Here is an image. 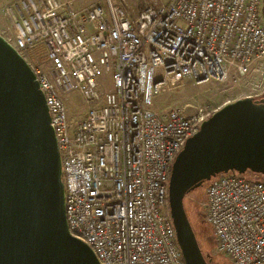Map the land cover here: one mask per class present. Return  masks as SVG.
Segmentation results:
<instances>
[{
	"label": "built area",
	"instance_id": "1",
	"mask_svg": "<svg viewBox=\"0 0 264 264\" xmlns=\"http://www.w3.org/2000/svg\"><path fill=\"white\" fill-rule=\"evenodd\" d=\"M262 0H15L2 37L44 95L54 132L69 234L99 264H185L170 217L172 164L207 120L202 111L157 113L168 82L223 80L264 64ZM85 113L70 121L64 96ZM215 252L230 264H264V181L220 173L206 186Z\"/></svg>",
	"mask_w": 264,
	"mask_h": 264
},
{
	"label": "water",
	"instance_id": "2",
	"mask_svg": "<svg viewBox=\"0 0 264 264\" xmlns=\"http://www.w3.org/2000/svg\"><path fill=\"white\" fill-rule=\"evenodd\" d=\"M264 176V99L244 98L204 121L177 154L170 217L185 264H209L184 207L220 173ZM0 264H99L68 231L61 162L44 95L0 35Z\"/></svg>",
	"mask_w": 264,
	"mask_h": 264
},
{
	"label": "rangeland",
	"instance_id": "3",
	"mask_svg": "<svg viewBox=\"0 0 264 264\" xmlns=\"http://www.w3.org/2000/svg\"><path fill=\"white\" fill-rule=\"evenodd\" d=\"M15 0H0V35L9 36V24L3 15V9L8 3ZM103 0H76L77 8H86ZM128 12L136 15L152 3V0H125ZM165 1V0H158ZM264 0L260 11L263 14ZM264 93V64L251 69L245 76H237L232 70L223 80H210L205 83H196L191 80L168 82L161 87L153 99L151 109L157 113L169 109H179L186 114L202 111L206 118H210L223 106L234 101L253 98L258 99ZM68 117L75 125L85 113V106L78 93H70L63 98ZM243 176L251 181H264V176L246 172ZM207 182L202 187L188 194L184 198V207L198 244L206 261L211 264H230L228 259L215 252L213 230L204 221Z\"/></svg>",
	"mask_w": 264,
	"mask_h": 264
},
{
	"label": "flooded vegetation",
	"instance_id": "4",
	"mask_svg": "<svg viewBox=\"0 0 264 264\" xmlns=\"http://www.w3.org/2000/svg\"><path fill=\"white\" fill-rule=\"evenodd\" d=\"M261 17H262V20H263V22H264V10H263V14H262V12H261ZM262 99H264V93L260 96V98H258V99H254V101H257V100H262ZM194 192V191H193ZM193 192H191V193H193ZM190 193V194H191ZM209 264H211V261H209Z\"/></svg>",
	"mask_w": 264,
	"mask_h": 264
}]
</instances>
